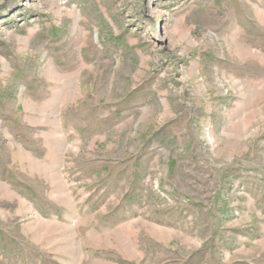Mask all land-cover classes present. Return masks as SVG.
<instances>
[{"label":"rangeland","instance_id":"rangeland-1","mask_svg":"<svg viewBox=\"0 0 264 264\" xmlns=\"http://www.w3.org/2000/svg\"><path fill=\"white\" fill-rule=\"evenodd\" d=\"M0 264H264V0H0Z\"/></svg>","mask_w":264,"mask_h":264}]
</instances>
